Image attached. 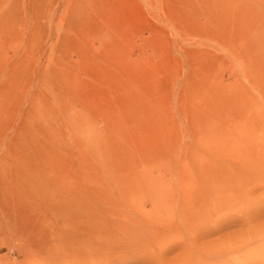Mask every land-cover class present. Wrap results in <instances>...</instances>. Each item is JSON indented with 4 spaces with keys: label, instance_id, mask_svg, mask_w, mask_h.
Here are the masks:
<instances>
[{
    "label": "rangeland",
    "instance_id": "rangeland-1",
    "mask_svg": "<svg viewBox=\"0 0 264 264\" xmlns=\"http://www.w3.org/2000/svg\"><path fill=\"white\" fill-rule=\"evenodd\" d=\"M260 2L0 0V264H264L263 166L222 157L236 179L187 196L179 179L256 93Z\"/></svg>",
    "mask_w": 264,
    "mask_h": 264
},
{
    "label": "bare ground",
    "instance_id": "bare-ground-1",
    "mask_svg": "<svg viewBox=\"0 0 264 264\" xmlns=\"http://www.w3.org/2000/svg\"><path fill=\"white\" fill-rule=\"evenodd\" d=\"M261 3V2H260ZM264 2H262L261 4H258L257 6H261L262 8L264 7ZM243 5V4H242ZM256 7V6H254ZM128 11V10H127ZM120 14V13H119ZM122 14V13H121ZM125 14V12H124ZM104 16V15H103ZM109 16V15H108ZM173 16V14H172ZM123 17V16H122ZM95 22V21H94ZM107 24V23H106ZM181 24V23H180ZM212 24V23H211ZM196 26V25H195ZM113 27V26H112ZM192 30V29H191ZM200 31V30H199ZM90 32V31H89ZM96 33V32H95ZM191 33V32H190ZM193 33V32H192ZM195 33V32H194ZM76 34V33H75ZM85 34V33H84ZM200 35V34H199ZM69 40V39H68ZM223 40V39H222ZM231 40V39H230ZM229 42V41H228ZM227 43V42H226ZM230 43V42H229ZM234 43V42H233ZM170 44V43H169ZM259 43H257L258 45ZM156 45V44H155ZM237 45V44H236ZM251 45V44H250ZM255 45V46H254ZM264 45V44H263ZM157 46V45H156ZM169 46V45H168ZM171 46V45H170ZM233 46V45H231ZM163 47V46H162ZM251 47V46H249ZM249 47L247 49H249ZM119 49V48H118ZM251 51L249 56L247 57V59H250L249 62H242V64L244 65L243 68H242V75H240L239 77L243 79V77L241 76H244L247 83L250 85L251 88L254 89V92L256 91V93H252L251 91H249L243 83H240L241 81H239V83L237 82V80H239L238 78L236 79V82L235 83V86L237 87L236 84H240L239 85V89L242 85L245 86V88L243 87L242 89L244 90V92L240 93V95H243V97H240V96H237L238 97V100H239V97H240V104H243V107H242V110H243V113L241 115L238 116L239 120H234L232 122V127L228 128V132H223L224 133V137L226 138H222V139H219L217 138V140H215V150L214 152H212V156L214 157V160H208L203 166H201L199 168L200 170V174H198V170H197V166L196 165H191L190 167H194L196 169V176H192L190 179L187 178V176L185 175H180L179 176V179H180V182L182 184L181 186V189L184 193V195H188V194H191V193H195L201 185H204L205 187H207L208 189H215L214 186L215 185H220V183H230V182H233L236 177L234 174H227V173H222V172H225V169L227 167V163H224V161L222 160L223 158L222 157H227V158H235L238 162L237 166H239V168L241 169V167H249V168H252V169H255V167H257V165L259 166H263L264 168V157L261 158V156H259L258 160L255 161L253 156L250 155L251 153L249 152H253V146L251 144V140L250 137H247L248 136V132L252 129V130H255L257 128V133H258V137L259 135L264 131L262 130L264 128V46L261 45H258L256 46V43L255 44H252V48H250ZM257 50V52H255ZM224 51V50H222ZM248 51V50H247ZM85 52V51H84ZM246 51H245V54H244V58H246ZM257 53L256 56L252 55L251 54H255ZM232 54V52H231ZM248 54V53H247ZM228 55V54H227ZM90 56V55H89ZM80 58V57H79ZM106 58V57H105ZM217 58V57H216ZM219 58V57H218ZM222 58V57H221ZM220 58V59H221ZM243 57L241 56V59ZM242 59V61H246V59ZM107 59V58H106ZM113 59V58H112ZM217 60V59H216ZM240 60V59H238ZM95 62V61H94ZM227 62V61H226ZM234 62V61H233ZM125 63V62H124ZM208 63V62H207ZM102 64V63H101ZM145 64V63H144ZM238 64V63H237ZM96 65V64H95ZM154 65V64H153ZM216 65V64H215ZM105 66V65H104ZM148 66V65H147ZM99 67V66H98ZM240 69V68H239ZM154 72V71H153ZM199 72V71H198ZM238 72V71H237ZM240 72V71H239ZM114 73V72H113ZM89 74V73H88ZM240 74V73H239ZM154 75V74H153ZM238 75V73H237ZM258 75V77H257ZM236 76V75H235ZM238 77V76H237ZM106 78V77H105ZM244 79V80H245ZM120 81V80H119ZM235 81V80H234ZM243 82V81H242ZM246 84V85H248ZM71 85V84H70ZM112 85V84H111ZM210 85V84H209ZM224 86V85H223ZM227 86V85H226ZM225 86V87H226ZM232 86V85H231ZM84 87V86H83ZM82 87V88H83ZM199 87V86H198ZM222 87V86H221ZM236 87H234L235 89H237ZM249 87V88H250ZM77 88V87H76ZM233 88V87H231ZM227 89V88H226ZM233 89L232 91L233 92H237V90ZM238 89V92H237V95H239V91L242 90ZM119 90V89H118ZM112 91V90H111ZM117 91V90H116ZM232 92V93H233ZM213 93V92H212ZM216 93V92H215ZM220 93V92H219ZM223 93V92H222ZM225 94V93H224ZM234 94V93H233ZM9 95V94H8ZM222 95L219 96L218 94V97L217 95L215 96V98H219L218 100H223V99H220ZM228 96V95H227ZM235 96V95H234ZM231 97V96H230ZM226 98V97H225ZM242 98V99H241ZM215 100V99H214ZM242 100V101H241ZM202 101V100H201ZM217 101V99H216ZM227 101V100H226ZM234 101V100H233ZM212 102V101H211ZM219 102V101H218ZM223 102V101H222ZM225 102V100H224ZM223 102V104H225ZM237 102V100H236ZM210 103V102H209ZM212 104H215V102ZM222 104V105H223ZM234 104V103H233ZM231 105V104H229ZM214 106V105H212ZM211 106V107H212ZM217 106V105H216ZM214 106V107H216ZM220 106V105H219ZM210 107V108H211ZM223 107H226V106H223ZM229 107V106H228ZM218 107H216L217 109ZM219 108H222L219 107ZM213 108H211L210 111H212ZM226 109H228L226 107ZM215 110V108L213 109ZM207 111V110H206ZM209 111V110H208ZM198 112V111H197ZM229 114V113H228ZM229 118H231V120H233V117H231V115H229ZM195 119V118H194ZM107 123V122H106ZM249 129V130H248ZM245 130H248L247 132V136H244V132ZM236 135H239V138H240V141L241 143L240 144H235L233 142V139L236 138ZM103 137V135H102ZM232 137V141L231 142H228L227 141V138H230ZM26 139V138H25ZM81 143V142H80ZM103 143V142H102ZM108 143V142H107ZM126 149V148H125ZM229 150V152H228ZM121 152V151H120ZM138 153V152H137ZM114 154V153H113ZM259 154V153H257ZM40 155V154H39ZM260 155V154H259ZM216 159V161H215ZM219 160V161H218ZM260 161V162H259ZM233 168V167H232ZM119 170V169H118ZM109 172V171H108ZM115 172V171H114ZM113 172V173H114ZM117 172V170H116ZM120 172V171H118ZM93 173V172H92ZM95 173V172H94ZM110 173V172H109ZM89 174V173H88ZM111 175V174H110ZM38 176V175H37ZM115 176V175H114ZM117 176H118V173H117ZM116 176V177H117ZM120 176V175H119ZM57 177V176H56ZM97 177V176H96ZM111 177V176H110ZM114 179V178H113ZM119 179H122L119 177ZM118 180V179H117ZM120 182V180H119ZM136 183V181H134ZM133 183V181H132ZM128 184V183H127ZM186 184H189V187H186L185 185ZM125 187V186H124ZM125 190V189H124ZM122 190V191H124ZM91 191L92 193V190H89ZM69 192V191H68ZM105 192V191H103ZM70 193V192H69ZM94 193V192H93ZM124 193V192H123ZM104 194V193H103ZM68 195V194H67ZM66 195V196H67ZM77 195V194H76ZM105 195V194H104ZM72 196V195H71ZM75 196V194H74ZM73 196V197H74ZM95 196V195H94ZM106 196V195H105ZM82 197V196H81ZM93 197V196H92ZM100 197V196H99ZM96 198V197H95ZM94 198V199H95ZM73 199L74 198H71L72 200V203H73ZM76 199V198H75ZM83 199V197H82ZM86 199V198H85ZM92 200V198H90ZM89 199V200H90ZM97 199V198H96ZM70 200V199H69ZM79 200V199H78ZM83 201V200H82ZM76 202V200H75ZM74 202V203H75ZM79 202V201H78ZM87 202V201H86ZM85 202V203H86ZM93 202V201H91ZM97 202V201H95ZM110 202V201H109ZM73 203V204H74ZM81 203V202H79ZM89 203V202H88ZM98 203V202H97ZM100 203V202H99ZM74 206V205H73ZM102 206V205H101ZM92 207V206H91ZM73 208V207H72ZM79 208V207H78ZM77 209V208H76ZM75 209V210H76ZM105 209V208H104ZM108 211V210H107ZM80 212V211H79ZM84 212V211H81V213ZM77 213H78V210H77ZM86 214V213H85ZM93 214V213H92ZM105 214V213H104ZM109 214V213H108ZM85 216V215H84ZM92 216V215H91ZM78 218H81L82 220H85V219H89L91 221H93L95 224L92 226V228L89 230V232L91 233H94L98 230V227H101V225H103V217H78ZM29 222V221H28ZM92 222V223H93ZM73 223V222H72ZM91 224V223H90ZM79 225V224H78ZM83 228V227H82ZM56 230V229H55ZM63 240H65L67 237L63 236L62 237Z\"/></svg>",
    "mask_w": 264,
    "mask_h": 264
}]
</instances>
